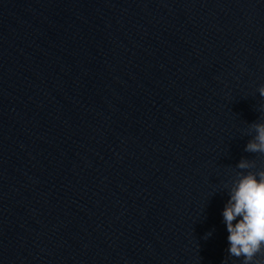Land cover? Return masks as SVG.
Instances as JSON below:
<instances>
[{
    "label": "water",
    "instance_id": "95a60500",
    "mask_svg": "<svg viewBox=\"0 0 264 264\" xmlns=\"http://www.w3.org/2000/svg\"><path fill=\"white\" fill-rule=\"evenodd\" d=\"M0 264H264V0H0Z\"/></svg>",
    "mask_w": 264,
    "mask_h": 264
}]
</instances>
